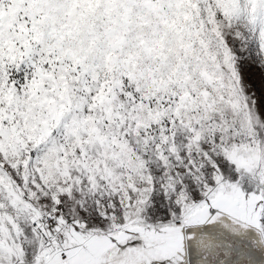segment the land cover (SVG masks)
<instances>
[{
  "label": "snow or ice",
  "instance_id": "obj_1",
  "mask_svg": "<svg viewBox=\"0 0 264 264\" xmlns=\"http://www.w3.org/2000/svg\"><path fill=\"white\" fill-rule=\"evenodd\" d=\"M0 264H264V0H0Z\"/></svg>",
  "mask_w": 264,
  "mask_h": 264
}]
</instances>
